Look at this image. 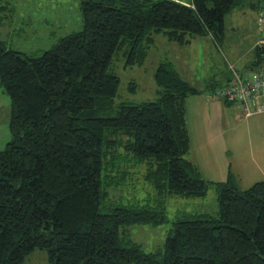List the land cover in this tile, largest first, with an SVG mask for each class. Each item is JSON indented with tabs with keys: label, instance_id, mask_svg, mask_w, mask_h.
I'll return each mask as SVG.
<instances>
[{
	"label": "trees",
	"instance_id": "obj_1",
	"mask_svg": "<svg viewBox=\"0 0 264 264\" xmlns=\"http://www.w3.org/2000/svg\"><path fill=\"white\" fill-rule=\"evenodd\" d=\"M260 1L78 0L82 29L51 48L25 54L0 41L11 134L0 151V264H22L36 249L47 250L48 264H264V182L243 191L231 175L207 183L184 158L185 102L196 91L160 63L155 102L116 103L120 81L111 72L120 50L125 67L141 66L154 36L219 38L227 13ZM7 9L0 0V23ZM256 55V71L264 70V45ZM232 80L210 83L213 100L236 105L217 95ZM136 175L151 192L113 203ZM210 184L217 216L177 218L163 251L145 253L121 237L123 226L166 221V198H200Z\"/></svg>",
	"mask_w": 264,
	"mask_h": 264
},
{
	"label": "rangeland",
	"instance_id": "obj_2",
	"mask_svg": "<svg viewBox=\"0 0 264 264\" xmlns=\"http://www.w3.org/2000/svg\"><path fill=\"white\" fill-rule=\"evenodd\" d=\"M1 1L8 3V12L3 14L7 19L2 18L0 23V41L25 54L47 50L62 37L82 29L78 0ZM262 11L263 0L254 8H234L224 16V31L219 38L210 34L186 35L188 42L177 44L162 35L154 36L141 66L125 67V51L120 50L111 67L120 81L115 102L141 104L158 99L154 74L160 63H170L187 88L196 91L185 102L190 149L184 158L196 166L207 183H222L231 175V182L240 191L264 182V114L245 118L239 104L227 106L220 100H211L208 89L210 83L225 82L232 76V69L243 78L257 70L256 47L264 40ZM131 84L135 87L132 91ZM9 114L10 100L0 86V151L11 140ZM145 169L143 164L142 171ZM210 185L200 198H166L163 207L166 221L157 226H123L121 237L145 253L163 251L177 218L217 216V193ZM148 192H151L149 184H143L142 177L136 175L115 191L111 200L116 204H132ZM22 264H48L47 250H34Z\"/></svg>",
	"mask_w": 264,
	"mask_h": 264
},
{
	"label": "built area",
	"instance_id": "obj_3",
	"mask_svg": "<svg viewBox=\"0 0 264 264\" xmlns=\"http://www.w3.org/2000/svg\"><path fill=\"white\" fill-rule=\"evenodd\" d=\"M259 44L264 45V40ZM232 73L233 80L229 88L219 90L217 95L229 103L241 104L245 117L264 114V70L255 71L246 78L241 77L233 69ZM214 94H210L211 100L215 99Z\"/></svg>",
	"mask_w": 264,
	"mask_h": 264
},
{
	"label": "crops",
	"instance_id": "obj_4",
	"mask_svg": "<svg viewBox=\"0 0 264 264\" xmlns=\"http://www.w3.org/2000/svg\"><path fill=\"white\" fill-rule=\"evenodd\" d=\"M210 105H212V106H215V104H210ZM236 105H238V104H236ZM240 105V107L242 106L241 104H239ZM242 108V107H241ZM242 111H243V109H242ZM257 115H262V114H257ZM257 115H253V116H257ZM253 116H251V117H253ZM245 117V116H244ZM251 117H245V118H251Z\"/></svg>",
	"mask_w": 264,
	"mask_h": 264
}]
</instances>
